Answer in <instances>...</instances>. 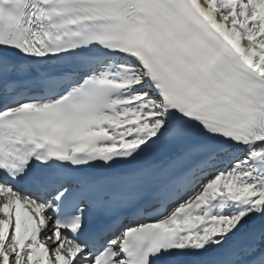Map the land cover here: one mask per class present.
<instances>
[{"label":"snow or ice","instance_id":"obj_1","mask_svg":"<svg viewBox=\"0 0 264 264\" xmlns=\"http://www.w3.org/2000/svg\"><path fill=\"white\" fill-rule=\"evenodd\" d=\"M0 264H264V0H0Z\"/></svg>","mask_w":264,"mask_h":264}]
</instances>
